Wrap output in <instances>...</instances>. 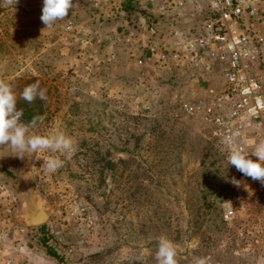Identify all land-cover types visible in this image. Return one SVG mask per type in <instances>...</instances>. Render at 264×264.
Returning a JSON list of instances; mask_svg holds the SVG:
<instances>
[{
  "label": "rangeland",
  "instance_id": "1",
  "mask_svg": "<svg viewBox=\"0 0 264 264\" xmlns=\"http://www.w3.org/2000/svg\"><path fill=\"white\" fill-rule=\"evenodd\" d=\"M73 4L65 19H74L85 37L69 44L59 34L66 20L52 28L42 23L43 0L0 7V80L17 96L36 82L47 90L46 101L18 98V110L25 103L42 117L29 134L64 133L76 146L67 159L49 151L21 159L0 148V258L157 264L158 240L166 237L178 264L199 257L207 264H264V185L241 176L207 126L185 113L199 92L188 59L172 61L173 51L163 52L170 21L157 17L158 49L144 59L152 9L126 4L124 17L112 20L87 0ZM184 14L181 22H189L191 13ZM92 36L106 41L87 47ZM52 156L64 165L45 173ZM30 198L49 204L41 226L24 223ZM42 226L57 258L39 241Z\"/></svg>",
  "mask_w": 264,
  "mask_h": 264
},
{
  "label": "built area",
  "instance_id": "2",
  "mask_svg": "<svg viewBox=\"0 0 264 264\" xmlns=\"http://www.w3.org/2000/svg\"><path fill=\"white\" fill-rule=\"evenodd\" d=\"M87 1L94 12L109 11L112 20L124 17L126 4L153 10V21L146 24L149 55L144 59L158 49L154 47L159 36L157 17L165 16L170 21L163 52L173 51L168 54L172 61L188 59L199 92L184 111L207 126L226 158L228 149L223 141L234 132H239L236 143L245 152L264 140V0ZM186 10L191 13L190 21L183 23ZM59 34L64 44L85 35L71 18L63 23ZM104 41L92 36L85 43L91 47ZM249 158L258 159L251 153ZM0 264L12 263L0 258Z\"/></svg>",
  "mask_w": 264,
  "mask_h": 264
},
{
  "label": "clouds",
  "instance_id": "3",
  "mask_svg": "<svg viewBox=\"0 0 264 264\" xmlns=\"http://www.w3.org/2000/svg\"><path fill=\"white\" fill-rule=\"evenodd\" d=\"M18 2L19 0H0V7H16ZM74 7L73 0H43L40 19L46 28H52L56 21L66 20L69 10ZM18 98L28 103H33L37 98L46 101L47 90L36 82L25 86L17 96L9 83L0 80V148L10 147L13 152L19 153L17 156L21 159L25 157L24 153L36 154L38 151L63 153L65 159L70 158L76 151L73 138L64 133L50 136L30 135V129L35 128L42 117L33 116L29 122H22L24 112L23 109H17ZM238 137L237 131L224 138L223 142L228 149V164L235 166L244 176L264 185V140L257 142L251 152H245L237 146ZM249 153L258 159L249 158ZM64 162L65 160L52 156L44 160L41 169L45 173H55L63 167ZM232 183L239 185L240 182L232 178ZM176 256L177 249L174 243L166 237H160L155 254L157 264H178ZM195 264L207 262L205 258L199 257Z\"/></svg>",
  "mask_w": 264,
  "mask_h": 264
},
{
  "label": "water",
  "instance_id": "4",
  "mask_svg": "<svg viewBox=\"0 0 264 264\" xmlns=\"http://www.w3.org/2000/svg\"><path fill=\"white\" fill-rule=\"evenodd\" d=\"M22 210L24 223L27 226H41L50 217L49 204L37 198H30L23 204Z\"/></svg>",
  "mask_w": 264,
  "mask_h": 264
},
{
  "label": "trees",
  "instance_id": "5",
  "mask_svg": "<svg viewBox=\"0 0 264 264\" xmlns=\"http://www.w3.org/2000/svg\"><path fill=\"white\" fill-rule=\"evenodd\" d=\"M19 106L21 107V109H23V112H24L23 121L25 123L29 122L33 116H36L34 115L31 109L25 106V103H21L19 104ZM47 233L48 232L45 226L40 227V240L39 241L42 246L46 247L48 255H50L51 257L57 258V254L55 253L54 249L47 244V242L51 239V237H49Z\"/></svg>",
  "mask_w": 264,
  "mask_h": 264
}]
</instances>
